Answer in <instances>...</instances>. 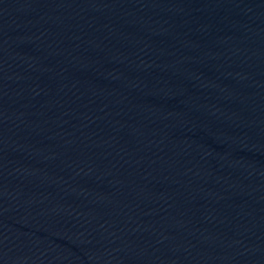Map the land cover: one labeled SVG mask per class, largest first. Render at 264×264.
<instances>
[{
    "label": "water",
    "instance_id": "obj_1",
    "mask_svg": "<svg viewBox=\"0 0 264 264\" xmlns=\"http://www.w3.org/2000/svg\"><path fill=\"white\" fill-rule=\"evenodd\" d=\"M0 264H264V0H0Z\"/></svg>",
    "mask_w": 264,
    "mask_h": 264
}]
</instances>
